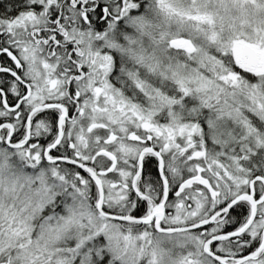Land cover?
Wrapping results in <instances>:
<instances>
[{
    "label": "snow or ice",
    "instance_id": "6c2138e0",
    "mask_svg": "<svg viewBox=\"0 0 264 264\" xmlns=\"http://www.w3.org/2000/svg\"><path fill=\"white\" fill-rule=\"evenodd\" d=\"M0 57V264H264V0H0Z\"/></svg>",
    "mask_w": 264,
    "mask_h": 264
},
{
    "label": "trees",
    "instance_id": "16d2710c",
    "mask_svg": "<svg viewBox=\"0 0 264 264\" xmlns=\"http://www.w3.org/2000/svg\"><path fill=\"white\" fill-rule=\"evenodd\" d=\"M6 59H7L6 57H0V60H6ZM9 63H10V61H9ZM147 168H148L149 172L155 174V169L153 167V162L148 163Z\"/></svg>",
    "mask_w": 264,
    "mask_h": 264
}]
</instances>
